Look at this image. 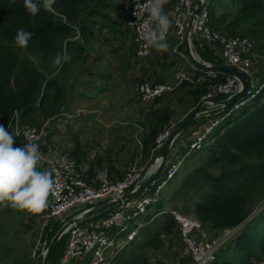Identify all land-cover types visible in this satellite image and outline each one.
<instances>
[{
    "label": "trees",
    "instance_id": "trees-1",
    "mask_svg": "<svg viewBox=\"0 0 264 264\" xmlns=\"http://www.w3.org/2000/svg\"><path fill=\"white\" fill-rule=\"evenodd\" d=\"M110 1L55 0L51 9L42 8L33 17L26 11L23 0H16L15 4L0 0V124L14 135L16 146L26 144L13 132L16 120L20 125L41 126L46 120L59 117L60 108L66 106L69 79L75 74L77 64L88 56L89 44L100 28L98 21L108 18L113 26L122 24L117 17L110 19L108 16L106 9L111 7ZM40 3L42 6V0ZM206 8L207 24L212 30L250 37L255 46L264 37V0H208ZM19 28L32 33L26 48L15 44L14 37ZM197 49L203 60L212 64L223 63L207 44ZM58 53L66 54L70 59L62 65H54ZM262 72L260 81H264V70ZM199 75L205 79L182 82L176 89L180 92L178 100L189 98L195 106L193 110L200 104V97L208 84L225 78L220 72L215 77H208L204 69H198L193 78ZM223 98L218 96L216 100L222 101ZM237 101L243 103L223 118L208 136L205 157L179 181L170 197L174 202L178 197L190 199L191 195H201L199 200L191 203V212L202 226L219 231L240 225L264 201V87L251 100L242 96ZM229 107L225 106V110ZM152 114L148 136L142 140L144 157L149 155L158 131L172 120L170 107ZM200 120L202 122L205 118L202 116ZM151 207L154 211L145 215L143 225L133 239L113 256L109 264H140L136 259L144 248L162 244V235L168 238L179 235L178 226L169 209L164 208L163 201L151 204L148 210ZM187 207L184 212L188 211ZM106 213L87 219L100 218ZM261 223H264V208L230 240L235 248L233 252L224 255V246L210 264H252L264 259V226L260 228ZM58 228V223L47 224L44 234L48 242ZM66 237L63 234L50 249L47 264H59ZM127 245H131L129 252L124 249ZM253 257L255 259L251 261ZM70 264L86 262L81 260ZM142 264L149 263L143 258ZM158 264L164 263L159 261Z\"/></svg>",
    "mask_w": 264,
    "mask_h": 264
},
{
    "label": "built area",
    "instance_id": "built-area-1",
    "mask_svg": "<svg viewBox=\"0 0 264 264\" xmlns=\"http://www.w3.org/2000/svg\"><path fill=\"white\" fill-rule=\"evenodd\" d=\"M127 2L129 13L126 26L131 32L136 56L144 58L151 50L144 38L145 30L151 26L150 17L147 13H140V8L146 0H127ZM194 8V0H173L169 6L164 5L163 10L172 21L167 38L169 35L175 38L173 53L195 66L190 54L200 61L201 59L193 53L194 42L196 41L201 46L207 44L216 58L222 60V64L233 67L246 76L249 88L243 96L246 100H251L264 87V81L258 79L256 69H254L257 60L264 61V53H258L255 50V41L250 37L231 36L212 30L207 24L208 10L205 3L195 14L187 33V22ZM202 62L207 65L212 64ZM216 73L205 70V75L208 77H215ZM172 76L173 82L136 81L133 87L134 96L142 103H150L174 92L182 82H200L205 79L203 75L193 78L183 63L176 64ZM240 88L239 80L230 75H225L223 81L208 84L206 91L200 97L198 112L206 116V121L199 129L189 132L186 142L187 150L182 158L190 152L201 150L204 141L223 118L237 110L243 103L237 99L229 109L225 110V105L216 98L223 96L222 100H225L238 92ZM85 112L84 108L67 111L66 107L62 106L59 115L72 118ZM216 112L223 114L219 118H213ZM46 124L47 122H43L41 126L20 125L16 120L13 128V132L21 136L25 143L33 142L38 145L41 162L46 165L57 186L55 194L49 196L48 206L41 212L44 219L43 224L46 225L50 219L60 217L79 206L87 208L72 215L70 219L80 218L86 210L100 203L120 200L114 208L107 210L103 217L86 218L87 220L82 218L78 221L73 220L67 225L63 232L67 237L59 264H70L81 260H84L86 264H109L113 256L133 239L137 230L143 225L142 218L144 219L147 214L148 207L159 199V193L177 174L182 160L171 162L162 170L165 162L160 166L161 159L156 155L157 164L150 171L151 169L141 163L140 153L121 179L113 180L106 167H98L94 174V184H88L78 165L68 154L49 155L41 151L40 144L47 132ZM177 124L171 120L158 131L150 150L151 156L158 153ZM88 156L89 160H93L96 155L90 153ZM159 167L157 177L137 192L140 184L150 178ZM127 191L133 195L122 199V195ZM169 212L178 226L182 241V255L190 260L188 264L212 263L217 253L236 235L239 229V225L227 228L218 235L202 241L199 240V235L203 226L199 220L175 210H169ZM35 259L36 252H33L32 261L29 264H37ZM252 264H264V259L255 260Z\"/></svg>",
    "mask_w": 264,
    "mask_h": 264
},
{
    "label": "crops",
    "instance_id": "crops-1",
    "mask_svg": "<svg viewBox=\"0 0 264 264\" xmlns=\"http://www.w3.org/2000/svg\"><path fill=\"white\" fill-rule=\"evenodd\" d=\"M119 1L124 2L125 0ZM172 2L173 0H167V6ZM96 35L97 33H95L92 44L96 42L99 45L97 39L100 38ZM115 40V38L114 40H103L101 50L93 47L92 50H88V56L78 63L85 64L89 59L88 57H96V61L104 63L102 68L94 69L96 67L95 64L92 69L90 66L89 68H79L80 71L75 68V74L69 79L65 106L67 111L84 108L86 112L73 119L59 115L58 118L46 120L47 132L40 144V147L43 146L44 154L66 153L72 155V159L78 165L84 180L88 184H94V174L98 167H106L113 180L121 179L134 158L132 144L126 139L136 127L131 117V109L133 108L134 111L138 105L150 104L142 103L134 96V83L137 80L173 82V70L178 63L185 64L186 70L192 76L198 72V69L200 70L197 65L194 66L190 62L183 61L173 53L172 48L175 44L173 35H169L167 38V51L161 52L151 48L149 55L145 57H149V63L145 61V58L137 57L134 50L129 56L127 54L124 59H129L130 68L122 67L115 62L116 52L113 49L116 45ZM194 48L202 49V46L197 43ZM106 60L107 62H105ZM133 67L136 68L133 69ZM260 70L262 72L264 68ZM126 87L130 90L128 98H124ZM188 100L191 102L189 98ZM123 104L127 105L123 106ZM193 107L194 105H192ZM189 112L190 110L182 117L185 118ZM114 114L124 118L117 120ZM202 116L199 113L196 118L200 120ZM203 117L206 118V116ZM199 123V121H194V123L189 125L187 131L182 132L174 139L164 158V166L173 162L174 157L177 156V147L184 148L189 132L196 130L198 127L200 128V126L194 128ZM109 137L111 140H108ZM90 153H95L96 155L93 160L88 158ZM40 163H42L41 160ZM153 168L152 165L150 171ZM220 232L219 230L203 226L199 240L204 241L207 238L218 235Z\"/></svg>",
    "mask_w": 264,
    "mask_h": 264
},
{
    "label": "rangeland",
    "instance_id": "rangeland-1",
    "mask_svg": "<svg viewBox=\"0 0 264 264\" xmlns=\"http://www.w3.org/2000/svg\"><path fill=\"white\" fill-rule=\"evenodd\" d=\"M110 4L111 7L106 9L108 16H110V19L113 17H117L122 22V24L120 26H113L110 24L111 22L108 18L100 22L98 21V24H100V28H97L98 30L95 33H97L96 36L100 38L97 39L100 47H98L99 45L96 42L93 44L91 42L89 44V46L91 45V47H89V50L90 49L92 50L93 47L95 49L101 50V46H102L101 43H103V40H114L115 38L116 45L113 48L114 51L116 52V53L114 52L116 54L115 62L119 63L122 67L126 66V68H130L131 65L128 64L129 59L128 60L124 59L127 54L129 56L130 54L133 53L134 50L133 49L134 46L132 43L133 42L132 35L130 30L126 26V20L128 17V2L127 0H125L124 2L119 0H111ZM220 9H224V8H220ZM195 43L196 41L194 42V44ZM255 50L258 53L261 52L264 53V37H261L258 40V42H256ZM193 53L199 56L201 62L206 61L201 58L199 49L193 48ZM88 58L85 64L83 63L77 64V67H75L77 71H80L79 68L80 69H82L83 67L89 68V66L92 69V66L94 64L96 65L94 69H100L104 66L103 65L104 63L95 60L96 57L94 58L88 57ZM145 59H146L145 61H148L149 63V57ZM196 59L199 60L198 58ZM105 62H107V60ZM135 68L136 67H133V69ZM261 68H264V61L262 59H259L254 64V69H256V76L258 77V79L263 74V72H261L260 70ZM124 93H125L124 98H128V96H130V90L128 87H126ZM179 95L180 92L175 91L169 96L161 98L157 102H150L149 105H141V106L138 105L135 107L134 111L133 108L131 109L132 111L131 117L133 119V123L136 124V127L134 128V131L131 134H129L126 138L128 142L132 144V151L134 155V158L129 164V166L133 163V161L136 160V156H138L140 153L142 155V159H140L142 164H145L146 167L149 169H152V165L156 166L157 164V161L155 159L156 156L154 157L153 160H151L150 155L144 157L142 153V140L148 136V128L153 118V114H152L153 112H157L165 107H170L172 121L178 123L179 121H182L186 118V117L183 118L182 116H184V114L188 110H190V112L193 111L192 102H190L188 99H183L182 101H179L178 100ZM125 105L127 104H123V106ZM222 114L223 113L217 112L216 115H213V118H219ZM114 115L116 116L117 120H120V118H124L117 114ZM73 118L75 117L68 119H73ZM195 119H196L194 120L195 122L199 121L200 123L194 126V128L198 126L201 127L202 124L206 121V118L202 122L197 118ZM197 129H199V127ZM185 131H187V128L185 129ZM108 140H111L110 137L108 138ZM206 142L207 139L204 141L203 148L201 150L190 152L185 157H183L182 159L183 162L181 163L177 174L159 193L158 200L163 201L164 208L169 210L170 209L175 210L186 215H191V216L194 215L191 212V203L196 200H199L201 195L199 194L191 195L190 199L188 198L181 199L180 197H178L177 200L174 202L171 201L170 197L173 195V190H175V188L178 186L179 181L195 165H197V163L201 161L203 157H205L206 154H205L204 146ZM40 149H42L41 151H43V146L40 147ZM177 149H178V152L176 153L177 156L174 157L173 162H176L182 158L183 154L187 150L186 143L184 145V148L178 146ZM165 167L166 166H164V168ZM38 169L41 171L48 172L46 165L43 163L38 164ZM185 206H188L187 207L188 211L184 212L183 210ZM262 208H264V201H262L258 206H256V208L249 214V216L243 221V223L239 225L238 231L255 213H257ZM82 209H84V207L82 206H79L76 209H71L69 212L65 213L60 217L50 219L48 221V225L50 226L52 224L58 223L59 225L58 230H59L65 224V222L69 220L72 215L75 214V212L78 211L80 212L82 211ZM255 210H257V212H255ZM153 211L154 208L151 207L149 210H147V213L151 214ZM43 221L44 219L41 213L33 214L31 212H28L27 210H20L17 208H13L10 205L7 207L0 206V264H29L32 261L31 255L33 252H36L35 263L40 264V262H42L41 260L43 259L42 253L46 251L47 246L50 243L48 242L44 234L45 227L47 226V224L44 225ZM262 226H264V223L260 226V228H262ZM169 238L162 235L161 236L162 244L157 245V247L149 246L147 248H144L142 251L139 252V258L136 259V261L142 264V260L144 258L146 262L149 264H158L159 261L163 262L164 264H183L184 262L187 261L186 264H188V261L190 260L182 255V241L180 239V236L178 234H174L171 237L169 236ZM226 245H225L226 248L224 247L225 250H223L222 252L224 255H229L230 252H233L235 248L233 247V243H230V241L229 244L227 246ZM125 248L126 251L129 252L131 249V245H127L126 247H124V249ZM235 255L238 256V253L237 254L235 253ZM254 257L251 259V261L255 259Z\"/></svg>",
    "mask_w": 264,
    "mask_h": 264
},
{
    "label": "clouds",
    "instance_id": "clouds-1",
    "mask_svg": "<svg viewBox=\"0 0 264 264\" xmlns=\"http://www.w3.org/2000/svg\"><path fill=\"white\" fill-rule=\"evenodd\" d=\"M15 4L16 0H10ZM26 11L33 17L42 10L51 9L55 0H23ZM167 0H146L140 13L150 17L151 26L145 30L147 45L157 51H167V34L172 21L164 12ZM136 13H134L135 15ZM32 33L24 28L16 31L14 40L20 48H26ZM70 58L66 54H57L54 65H62ZM41 154L38 145L33 142L23 147L16 146L14 135L0 124V206H11L27 210L33 214L41 213L47 206L49 196L55 194L56 183L51 174L38 169Z\"/></svg>",
    "mask_w": 264,
    "mask_h": 264
},
{
    "label": "water",
    "instance_id": "water-1",
    "mask_svg": "<svg viewBox=\"0 0 264 264\" xmlns=\"http://www.w3.org/2000/svg\"><path fill=\"white\" fill-rule=\"evenodd\" d=\"M195 2V8L192 10L191 15L189 16L188 22H187V33L190 30V26H191V22L192 19L195 17V14H197L199 12V10L202 7V4L205 3L206 5L208 4V0H194ZM190 58L191 60L201 69H205V70H210V71H214V72H220L224 75H230V76H234L236 77L239 82L241 83V88L238 92H236L235 94H233L232 96L228 97L225 100H222V103L225 106L231 105L235 100L241 98L246 91L249 88V81L246 79V76L244 74H242L241 72H239L238 70H236L233 67L227 66L225 64H205L204 62H201L199 60H197L196 58H194L192 56V54H190ZM200 110V105H198L193 111H191L184 120H182L180 123H178L172 130V132L170 133V135L168 136L167 140L165 141L164 145L161 147V149L158 151L157 153V157H159L161 159L160 162V166H162V164L164 163V158L167 155L171 145H172V141L178 136L180 135L182 132L185 131L186 128H188V126L191 124V122L196 118V116L198 115V112ZM160 171V167L156 170V172L154 174H152L150 176V178H148L147 180H145L144 182H142L140 184V186L137 189V192L141 191L144 187L148 186L150 184V182L152 180H154L158 173ZM133 194L129 191L125 192L122 195V199L126 198V197H131ZM119 199L117 200H113V201H107V202H103L100 203L98 205L93 206L92 208L86 210L83 215L78 218V219H70L68 223L64 224L53 236V238L51 239L44 255H43V259L41 264H47V254L50 251V249L53 247V245L58 241V239L61 237V235L63 234V232L65 231L67 225L69 223H71L73 220H79V219H86L89 218L91 216H94L96 214H99L101 212H105L107 210H110L112 208L115 207V205H117V203H119ZM255 212H257V210H255Z\"/></svg>",
    "mask_w": 264,
    "mask_h": 264
}]
</instances>
